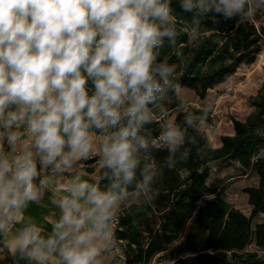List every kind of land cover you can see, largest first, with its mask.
Returning <instances> with one entry per match:
<instances>
[{
  "label": "clouds",
  "instance_id": "1",
  "mask_svg": "<svg viewBox=\"0 0 264 264\" xmlns=\"http://www.w3.org/2000/svg\"><path fill=\"white\" fill-rule=\"evenodd\" d=\"M178 5L196 42L203 21L251 22L264 0ZM179 23L173 0H0V254L7 261L104 264L122 203L145 202L165 169L211 147L171 120L158 137L144 132L175 87L177 65L161 49L167 42L183 59ZM197 119L185 114V126ZM157 146L167 152L159 164ZM90 159L100 180L74 172ZM46 193L58 213L47 231L26 217Z\"/></svg>",
  "mask_w": 264,
  "mask_h": 264
},
{
  "label": "trees",
  "instance_id": "2",
  "mask_svg": "<svg viewBox=\"0 0 264 264\" xmlns=\"http://www.w3.org/2000/svg\"><path fill=\"white\" fill-rule=\"evenodd\" d=\"M173 8L180 18L177 45L183 59L173 55L167 42L161 49V58L167 57L177 69L174 89L160 102L165 111L155 109L154 114L178 111L174 122L185 129L187 137L202 147H211H206L202 156L193 149L186 163L164 170L145 202L132 203L119 212L114 230L116 246L123 251L124 264H260L247 248L254 245L264 250V222L255 223L264 215V85L249 100L250 115L245 121L234 120V134L223 136L217 148L197 128L204 111L181 107L178 92L193 91L204 102L211 90L228 81L241 66L255 63L262 51L264 32L252 21L237 25L233 20L217 24L205 20L199 40L193 42L183 27L190 25L191 17L180 11L178 0H173ZM187 113L197 116L195 127L185 126ZM161 125L154 118L144 132L150 138L158 137ZM166 155L159 146L152 150L157 164ZM81 164L89 175L100 168L93 159ZM214 164L219 168L236 166L243 175L250 173L257 178L256 185L243 189L250 216L217 195L215 184H210ZM101 174L100 168L97 180ZM202 199L206 201L199 207Z\"/></svg>",
  "mask_w": 264,
  "mask_h": 264
},
{
  "label": "rangeland",
  "instance_id": "3",
  "mask_svg": "<svg viewBox=\"0 0 264 264\" xmlns=\"http://www.w3.org/2000/svg\"><path fill=\"white\" fill-rule=\"evenodd\" d=\"M252 22L264 32V9L257 12ZM263 85L264 38L262 41V51L255 63L250 66H241L233 77L214 90H211L204 102L193 91L186 89L178 92V100L181 103V107L204 111L205 114L201 116L200 121L197 123V128L208 137L211 145L217 148L220 146L223 136L234 134L233 121H245L250 115L252 109L248 105L249 100L258 94ZM177 114L178 111L168 112L163 115L154 114V118L162 123L166 120L175 121ZM85 170V167H82L80 163L74 169V172L83 174L85 179L99 177L100 168H97L92 175L87 174ZM212 183L217 188V195L235 209L240 210L246 216H250L251 209L248 206L247 196L244 194L243 189L256 185L257 178L254 175L250 173L243 175L236 166L219 168L214 164L212 165L210 180V184ZM205 201L206 199H202L198 203V206H202ZM132 203H135V201L131 198L123 202L117 210V215L123 208ZM256 222H264V215H261ZM113 229L115 230V224ZM247 252L254 254L261 262L260 264H264V250H258L254 245H251L247 248ZM104 264H124L123 251L116 246L115 239L114 247L106 255Z\"/></svg>",
  "mask_w": 264,
  "mask_h": 264
},
{
  "label": "crops",
  "instance_id": "4",
  "mask_svg": "<svg viewBox=\"0 0 264 264\" xmlns=\"http://www.w3.org/2000/svg\"><path fill=\"white\" fill-rule=\"evenodd\" d=\"M82 167H84L83 164ZM81 176L82 178H84L83 174H81ZM91 179L97 180L98 178H90V180ZM50 195V193H46L44 199L39 204L30 205L26 212V217L43 226L46 231L50 229V221L52 217L54 215H58V213L55 212V210L49 203ZM0 260H5V264H26V261L21 259H17L15 261H7L6 257H4L2 254H0Z\"/></svg>",
  "mask_w": 264,
  "mask_h": 264
}]
</instances>
